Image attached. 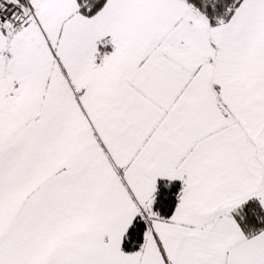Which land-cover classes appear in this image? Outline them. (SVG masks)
Here are the masks:
<instances>
[{"label":"snow or ice","instance_id":"6c2138e0","mask_svg":"<svg viewBox=\"0 0 264 264\" xmlns=\"http://www.w3.org/2000/svg\"><path fill=\"white\" fill-rule=\"evenodd\" d=\"M0 264H264V0H0Z\"/></svg>","mask_w":264,"mask_h":264}]
</instances>
